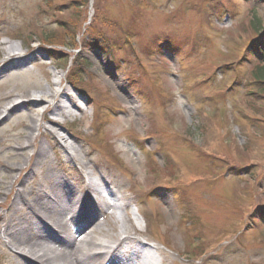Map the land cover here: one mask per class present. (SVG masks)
Here are the masks:
<instances>
[{"label": "rangeland", "instance_id": "374dc122", "mask_svg": "<svg viewBox=\"0 0 264 264\" xmlns=\"http://www.w3.org/2000/svg\"><path fill=\"white\" fill-rule=\"evenodd\" d=\"M254 19L264 33V0H0V51L8 41L29 57L24 71L1 72L0 97L61 81L52 90H69L73 118L49 114L58 125L39 122L34 149L44 144L45 161L78 179L62 150L72 143L97 187L89 195L111 204V188L125 205L106 207L95 225L113 234L128 226L156 248L153 264H264V215L255 214L264 206V81L243 61L247 50L264 65V48L252 47ZM83 38L96 48H83ZM71 67L81 68L74 83ZM30 115L27 107L0 118V164L14 162ZM25 173L0 165V190L12 176L0 232ZM135 250L126 258L136 264L146 252ZM9 253L0 234V264H16Z\"/></svg>", "mask_w": 264, "mask_h": 264}, {"label": "bare ground", "instance_id": "6f19581e", "mask_svg": "<svg viewBox=\"0 0 264 264\" xmlns=\"http://www.w3.org/2000/svg\"><path fill=\"white\" fill-rule=\"evenodd\" d=\"M5 45L7 46L0 51V56H3L0 61V79L2 71L10 72L13 66L18 68L20 64H26L29 58L16 53L11 42L7 41ZM12 69L24 71L26 66ZM60 82L59 79L54 80L46 90L37 87L35 93L25 90L19 94L8 93L0 97V118H6L14 111L27 107L31 113L27 125L28 132L24 135L18 134L20 142H16L14 148L18 151V155H12L14 162L0 164L10 173L26 172L20 182V189L16 190L15 198L9 207V215L3 219L0 234L4 246L9 250L11 257L15 258L16 264H135L126 258V252L135 247L139 251L142 248V253L146 252L142 262L136 264H153L149 252L156 248L135 239L134 234H130L128 226H120L119 231L116 228L118 234H113L111 230L105 229V226L95 225L94 219L97 215L103 212L106 213L104 216H107V212L104 211L106 207L124 208L125 205L116 202L119 199L115 197L111 188L105 191L110 198L116 200L112 201L113 203L91 199L89 193L95 194L97 187L87 174L88 164L79 160V157L77 159V153L76 157L75 154L73 157L72 143L69 145L65 143L66 146L62 144V150L70 158L71 162L67 164L72 169L79 167L80 171L76 173L78 179L61 176L58 173V165L45 161L47 157H42L46 153L44 144L41 143L36 146V150L34 149L35 139L32 132L34 128H39V122L58 125V120L51 119L49 114L55 112L61 123L71 121L73 118L72 111L64 103V100H67L71 108L77 107L73 104V96L69 90L61 89L59 92L52 90L55 86L60 88ZM17 99L20 100L19 103L9 102ZM4 104L7 105L3 106ZM39 108L43 110L36 112ZM48 134L54 135L52 138L57 141L55 132L50 130ZM58 138L64 140L60 136ZM32 149L35 152H32ZM11 178L9 174L0 190V196L5 195L4 191L8 189L7 180ZM30 181H33V184L27 191L26 186ZM31 196L32 199H28ZM137 229L144 233L135 226L134 230ZM81 235L83 237L78 241L77 238ZM142 238L146 239L145 236ZM125 244L128 247L126 249L123 247ZM138 250L134 253H139Z\"/></svg>", "mask_w": 264, "mask_h": 264}, {"label": "trees", "instance_id": "16d2710c", "mask_svg": "<svg viewBox=\"0 0 264 264\" xmlns=\"http://www.w3.org/2000/svg\"><path fill=\"white\" fill-rule=\"evenodd\" d=\"M88 0H86V2H87ZM93 20L95 21L96 20V17H94L93 18ZM103 24H105V23H103ZM114 24V23H113ZM250 25H251V27H252V30H253V32L255 33V35H256V37H255V41H257V42H253L252 43V47H253V51L255 52V53H259V52H262V51H260V49H258L257 47H256V45H259L260 47H262V48H264V33L262 32L261 34L259 33V31L262 29L261 28V24H260V22L258 21V20H256V19H254V20H250ZM58 26L60 27V29L61 30H64V31H67V32H69V30L71 29V28H69L68 27V25L65 23V22H63V21H61L59 24H58ZM92 30V29H91ZM90 30V31H91ZM94 30V29H93ZM48 33L49 34H47V35H45V36H50V34H52L53 32L52 31H48ZM89 34H91V32L89 33ZM15 35H19V36H22V35H24V36H26V39L27 40H32L31 38V36H29L28 34H25V33H16ZM69 38H72V39H76L77 38V32L74 30L73 32H72V30H71V32H69ZM54 37V36H53ZM98 39V38H97ZM83 41H82V45H83V48H88V49H92V48H94L95 46L93 45H91V44H89V42H88V40L86 39V38H83L82 39ZM44 41V40H43ZM95 42H98V44H101L102 42H103V40H102V38H100L99 37V41H95ZM46 43H48L47 41H46ZM256 47V48H255ZM49 55L51 56V58H53L54 60H60L61 61V59H60V56L59 55H55L54 54V52L53 51H50V53H49ZM67 59H68V57H67ZM80 61H83V60H80ZM243 61H247L248 63H249V65H250V68L252 69V70H254V78L258 81V82H260V81H264V65H263V63L262 62H260V61H257V59H256V57H255V55L251 52V51H245L244 52V58H243ZM239 62H240V60H239ZM238 62V63H239ZM237 63V64H238ZM230 65H236L235 63H233V64H230ZM218 67H220V66H218ZM80 72H81V68L79 67V68H77V69H75L74 67L72 68L71 67V71H70V77H71V82L72 83H74V79L76 80L79 76V74H80ZM81 76V75H80ZM241 149H246V147H241ZM153 170V169H152ZM154 171V170H153ZM249 178V177H248ZM250 179V178H249ZM264 180V177L262 178V181ZM261 184H262V182H261ZM260 186H262V185H260ZM261 209L260 210H256V212H255V214H258L259 216L260 215H264V206H263V208L262 207H260ZM262 217V216H261ZM262 218H264V217H262Z\"/></svg>", "mask_w": 264, "mask_h": 264}]
</instances>
